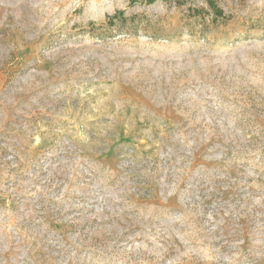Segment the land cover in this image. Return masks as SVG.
<instances>
[{
	"label": "rangeland",
	"instance_id": "1",
	"mask_svg": "<svg viewBox=\"0 0 264 264\" xmlns=\"http://www.w3.org/2000/svg\"><path fill=\"white\" fill-rule=\"evenodd\" d=\"M0 264H264V0H0Z\"/></svg>",
	"mask_w": 264,
	"mask_h": 264
}]
</instances>
